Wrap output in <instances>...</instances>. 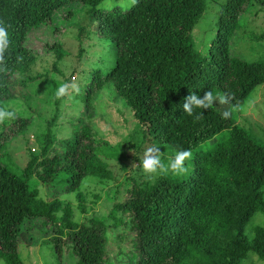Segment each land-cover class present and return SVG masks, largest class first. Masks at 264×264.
Here are the masks:
<instances>
[{
	"label": "trees",
	"instance_id": "obj_1",
	"mask_svg": "<svg viewBox=\"0 0 264 264\" xmlns=\"http://www.w3.org/2000/svg\"><path fill=\"white\" fill-rule=\"evenodd\" d=\"M72 1L88 7L97 34L109 38L114 53L109 68L95 66L88 72L78 92L82 110H92V98L110 81L115 97L134 121L132 134L141 138L137 147L148 141L174 150L190 149V170L184 176L157 174L139 183L126 176L129 185L120 201H112L103 215L86 214L84 194L78 188L88 176L104 184L115 180L98 156L103 148L106 158L114 152L87 127L75 126L64 138L53 136L55 111L46 121L38 154L29 155L21 169L0 158V260L25 264L17 253L19 242L47 236L56 257L52 264H62V252L72 254L75 264H238L249 255L264 264V225H252L250 237L246 234L255 213L264 219V145L231 120L222 119L214 106L195 109L192 116L183 110L189 90L201 97L206 90L213 96L228 93L230 104L239 105L264 82L263 59L231 56L228 47L229 35L249 0L219 4L202 55L193 50L191 32L204 14L205 0H132L128 10L98 8L102 0H0V21L8 26L9 39L5 64L0 65V108L21 91L15 87L24 89L41 77L28 75L36 57L24 44L27 31L52 23L55 11ZM72 13L66 9L64 15ZM82 29L77 28L78 36ZM247 36L260 40L264 25ZM48 45L54 54L51 70H57L64 51L60 41ZM77 52L81 55L79 43ZM104 112L120 117L112 108ZM27 122L28 117L16 115L1 123L0 151ZM224 129L225 136L210 147L198 148ZM131 158L141 160L136 155ZM120 165L124 170L125 165ZM60 173L65 174L61 193L74 192L75 209L83 214L80 221L74 219L70 201L53 195L44 200L27 187L31 175L48 186ZM118 229L121 235L111 256L108 235Z\"/></svg>",
	"mask_w": 264,
	"mask_h": 264
},
{
	"label": "rangeland",
	"instance_id": "obj_2",
	"mask_svg": "<svg viewBox=\"0 0 264 264\" xmlns=\"http://www.w3.org/2000/svg\"><path fill=\"white\" fill-rule=\"evenodd\" d=\"M223 0H205L204 14L194 25L191 32L193 50L199 55L205 54L207 44L213 34V23L219 4ZM132 0H102L98 3V8L108 9L113 4H123L126 7ZM119 9H122L119 6ZM72 10V14L67 17L65 10ZM95 20L90 16L88 7L81 6L75 1L64 4L55 11L52 23L42 24L37 28H31L26 33L24 44L34 53L36 60L28 71V75L39 74L35 80L29 81L24 89L9 100L4 101V108L15 112L19 117H28V122L23 129L11 135L4 143L0 151L1 161L21 169L27 161L29 155L38 154L41 142V134L45 131L46 121L56 111L57 118L51 127V134L56 138H64L70 135L71 128L83 126L90 128L91 132L99 139L107 141L112 147L114 155L106 158L107 151L101 149L99 157L104 160L115 180L102 183L98 179L88 176L79 186V190L84 194L86 214L95 212L104 214L110 207L112 201H120L125 193L123 190L129 185L126 176H134L137 183L146 181L147 175L139 166L140 161L133 160L132 155L143 158L147 147L156 145L145 141L137 147L141 138L132 132L135 129L134 121L129 120V110L124 106L120 98L115 97L110 81H105L91 100L92 110L84 111L83 103L79 100L78 92L88 76V72L95 66H100L103 70L109 68L114 60L113 48L110 40L106 36H100L95 29ZM264 25V3L262 0H249L243 13L238 17L237 27L230 33L228 47L231 56H238L243 59H263L264 60V37L254 41L248 38V34L258 33ZM82 27L80 36L77 35V28ZM60 41L61 49L64 51L62 58L56 62L57 70H51L54 61V54L51 53L48 43ZM79 43L81 55H78L77 44ZM71 72H74L71 73ZM77 86V90L69 87L68 92L62 98H56L57 87L65 83ZM264 82L254 86L243 102L239 105L219 104L215 102L214 108L220 113L224 109H230L229 120L242 127L255 141L264 145ZM216 92L214 96H218ZM113 103V104H112ZM105 108H112L119 115H106ZM124 109L126 110L124 112ZM108 114V113H107ZM121 114H123L121 116ZM131 116V115H130ZM1 125V123H0ZM226 130H222L213 137L206 139L198 148L206 149L216 140L225 136ZM134 143V144H133ZM161 150V160L168 162L169 157L174 153V149L162 143L157 144ZM102 151V152H101ZM104 153V154H103ZM121 163L125 169L121 170ZM185 166L190 170L189 159L185 161ZM188 173V172H187ZM186 173V174H187ZM184 174V175H186ZM170 177H180L168 173ZM182 175V176H184ZM156 176V175H154ZM153 176V177H154ZM152 177V178H153ZM65 174L60 173L57 180L44 184L34 175L27 178L28 189H35L37 196L41 199H48L51 195L60 200L70 201L75 209L77 202L74 192L61 193L64 185ZM151 180V179H148ZM46 186V187H45ZM116 189L115 192L112 191ZM264 193V188H263ZM94 195L99 196L97 198ZM93 202V203H91ZM82 215L75 209L74 219L80 221ZM255 224L264 225L261 213H255L246 225V234L250 237V227ZM118 232L108 235V244L113 256V252L118 244L120 236ZM120 243V242H119ZM115 248V249H114ZM17 253L25 264H52L56 262V257L52 249V243L43 238L22 240L17 246ZM62 264H75V257L69 252H62ZM0 264H4L0 260ZM238 264H261L255 256L244 257Z\"/></svg>",
	"mask_w": 264,
	"mask_h": 264
},
{
	"label": "clouds",
	"instance_id": "obj_3",
	"mask_svg": "<svg viewBox=\"0 0 264 264\" xmlns=\"http://www.w3.org/2000/svg\"><path fill=\"white\" fill-rule=\"evenodd\" d=\"M135 2V0H134ZM119 6L123 10H128L130 7H126L123 4H113L111 7ZM9 46L8 39V26L0 21V65L5 64L4 53ZM22 59V57H18ZM69 87L73 90H77L75 84L69 85L67 83H61L56 90V98H62L67 94ZM231 101V96L228 93L224 95L213 96L210 90L204 91L203 96H199L196 92L189 90V94L184 97L183 110L189 115H194L195 109H209L215 102L219 104H228ZM231 115L230 109H224L221 112L222 119H229ZM16 118V114L13 111H9L5 108H0V123H4L6 120H12ZM200 116L196 115V119ZM192 152L190 149L175 150L174 153L169 157L168 162L164 163L161 160V150L158 146L152 145L145 149L143 158L140 160L139 166L143 172L147 175L148 179H152L157 174H168L171 173L175 176H182L188 172V168L185 166V161L191 159Z\"/></svg>",
	"mask_w": 264,
	"mask_h": 264
}]
</instances>
